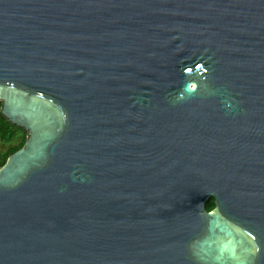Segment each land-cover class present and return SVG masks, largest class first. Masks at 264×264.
Segmentation results:
<instances>
[{"label":"water","instance_id":"water-1","mask_svg":"<svg viewBox=\"0 0 264 264\" xmlns=\"http://www.w3.org/2000/svg\"><path fill=\"white\" fill-rule=\"evenodd\" d=\"M0 102V264H264V0H0Z\"/></svg>","mask_w":264,"mask_h":264},{"label":"trees","instance_id":"trees-1","mask_svg":"<svg viewBox=\"0 0 264 264\" xmlns=\"http://www.w3.org/2000/svg\"><path fill=\"white\" fill-rule=\"evenodd\" d=\"M2 103L0 102V110ZM19 138V139H18ZM17 140V141H16ZM16 141V142H15ZM26 141L24 130L10 124L0 111V168L3 167L9 156L23 147ZM214 206V200L210 198L205 208L210 211Z\"/></svg>","mask_w":264,"mask_h":264},{"label":"flooded vegetation","instance_id":"flooded-vegetation-1","mask_svg":"<svg viewBox=\"0 0 264 264\" xmlns=\"http://www.w3.org/2000/svg\"><path fill=\"white\" fill-rule=\"evenodd\" d=\"M211 199L214 200V206L211 208L210 211H216V210H218L217 207H216V204H215V199H214V197H212ZM207 211H208V210H207ZM228 212H229V211H228ZM229 222H230V221H229ZM230 224L233 225L231 222H230Z\"/></svg>","mask_w":264,"mask_h":264},{"label":"rangeland","instance_id":"rangeland-1","mask_svg":"<svg viewBox=\"0 0 264 264\" xmlns=\"http://www.w3.org/2000/svg\"><path fill=\"white\" fill-rule=\"evenodd\" d=\"M18 139H19V138H18ZM16 141H17V140H16ZM16 141H15V142H16Z\"/></svg>","mask_w":264,"mask_h":264}]
</instances>
